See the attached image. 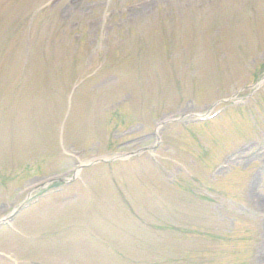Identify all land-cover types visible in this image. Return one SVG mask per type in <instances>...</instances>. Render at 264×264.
Segmentation results:
<instances>
[{
	"label": "rangeland",
	"instance_id": "1",
	"mask_svg": "<svg viewBox=\"0 0 264 264\" xmlns=\"http://www.w3.org/2000/svg\"><path fill=\"white\" fill-rule=\"evenodd\" d=\"M48 1L0 0V264H264V0Z\"/></svg>",
	"mask_w": 264,
	"mask_h": 264
},
{
	"label": "bare ground",
	"instance_id": "2",
	"mask_svg": "<svg viewBox=\"0 0 264 264\" xmlns=\"http://www.w3.org/2000/svg\"><path fill=\"white\" fill-rule=\"evenodd\" d=\"M221 115H222V114H221ZM221 115H219V116H221ZM219 116H218V117H219ZM218 117H216V119H217Z\"/></svg>",
	"mask_w": 264,
	"mask_h": 264
}]
</instances>
